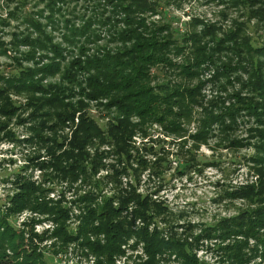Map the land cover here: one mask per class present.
<instances>
[{
  "label": "rangeland",
  "instance_id": "obj_1",
  "mask_svg": "<svg viewBox=\"0 0 264 264\" xmlns=\"http://www.w3.org/2000/svg\"><path fill=\"white\" fill-rule=\"evenodd\" d=\"M144 2L152 7L144 9L139 0H0V88L24 70L46 88L61 86L72 106L55 108L42 131L56 135L63 149L80 122L95 120L101 132L85 148L88 174L64 176L37 141L40 107L29 94L9 90L0 100V218L6 215L21 248H35L45 264H146L147 229L164 244L177 243L165 246L156 264H184L179 251L185 250L197 264H236L238 256L264 264V224L247 232L243 222L258 206L250 189L264 197V115L258 114L264 110V15L255 14L258 5L248 0ZM124 5L133 6L130 18L161 30L169 43L166 61L151 67L150 84L182 97L171 113L179 127L144 119L113 136L118 109L101 105L108 98L83 96L87 72L72 62L85 65L87 57L122 48L114 36L126 27ZM12 104L18 108L4 112ZM233 108L236 114L226 115ZM66 116L73 118H60ZM24 177L39 187L37 203L46 208L11 214ZM104 201L109 218L83 232L89 209L101 215ZM64 210L67 220H56ZM106 221L124 230L115 252L105 248ZM12 251L6 250L8 257Z\"/></svg>",
  "mask_w": 264,
  "mask_h": 264
},
{
  "label": "trees",
  "instance_id": "obj_2",
  "mask_svg": "<svg viewBox=\"0 0 264 264\" xmlns=\"http://www.w3.org/2000/svg\"><path fill=\"white\" fill-rule=\"evenodd\" d=\"M227 1H232V3L236 5L240 0ZM259 1L260 2H258V0H248L251 6L257 7L258 5L257 11L256 9L254 10V13H257L258 16L264 15V0ZM138 5H142L144 9H150L152 7L147 2L142 4V0H139ZM124 8H126V27L124 30L118 32L117 36H114V38L123 45L122 48H119L117 53L107 52L103 53L104 55L101 57H99V55L92 56L91 58L87 57V64L85 65L81 60L72 62L73 65L78 64L80 68L87 72L88 83L84 88L83 96L88 99L100 101L108 98L109 101L101 105H104L105 107L115 106V108L118 109L120 117L110 132L113 136L118 134V130L122 129L126 131L128 127L132 128L138 125L136 123H140L144 119H153L160 123L168 122L179 127L180 123L172 117L173 115L171 113L173 111V106L176 103H180L182 97L171 96L167 90L162 91L157 90L156 88L154 89L150 84L151 67L157 65V62L166 61V53L169 50V43L165 38L160 37V34H162L161 30L151 29L144 24V21L142 22L141 20L130 18L133 13L132 5L125 6ZM40 41L44 42L43 40ZM31 43L33 42L31 41ZM53 50L57 53L60 48L53 45ZM200 51L205 52L204 50ZM162 53L164 57L162 56ZM206 58L207 55H201L200 57V59ZM51 67L57 68L58 64H54ZM28 71L30 70L21 71L17 82H12L11 79L7 82H2L3 88H0V100L7 97V92L9 90H14L18 94H21L22 92L27 95L29 94V99L33 104L40 107L38 110H41L39 113V119L41 118L42 120L38 122L35 126L36 128L34 127V130L36 132L37 141L41 144L43 143L47 154L51 156V165L61 171L64 176L69 178L78 179L79 177H83L88 174L87 167L83 164L86 145L90 143L94 137L100 136V128L97 126L95 120H86L84 124L80 122L78 128L74 132L72 141L69 142L66 149H63L64 142L61 143L56 135L45 136L42 130L44 127H50L48 124L50 121L49 119L53 118L50 117L51 112L55 111L54 109L61 105L70 108L67 104L69 103L67 98L70 97L65 96V92L60 89L61 86H51V88L43 86L41 82L34 79V76H38L36 73L31 72V77L29 78L27 74ZM65 77H71V75ZM258 78L261 80L260 76ZM236 100L239 105H241L240 95H237ZM69 105L72 106L70 103ZM167 107H169V109L165 111ZM16 108H18V106L12 104L9 111L8 109H5L4 112L11 114L13 109ZM167 112L169 113L168 116L166 114ZM236 112L237 110L233 108L228 110L226 115L228 114L232 116L233 114H236ZM250 112H257V110L251 109ZM258 114L263 116L264 110H261ZM135 117L138 118L137 122H134L133 120ZM60 118L63 121H66L73 117L70 118L66 116ZM60 118L58 119L62 122ZM85 119L86 118H83L82 120ZM214 120L219 121L217 117H214ZM212 123L213 122L208 123L207 121V125H211ZM52 125L53 130L56 124L53 123ZM17 182L18 192L13 200H11L12 206L9 208L11 214L25 209L37 211L46 208V204H41L40 201L37 203L38 197L36 196V193L39 190V187H36L35 184L26 179V177L20 178ZM252 190L253 189H250L251 195H254L258 202L254 199V196L251 197V200L258 203V206L254 212H251L255 213V215H249V217H245V220H243V222H246L245 226H247V232L252 231L255 225H259L260 223L264 224V197L259 198L261 193L254 194ZM42 191L40 190V192ZM243 195L245 196V194ZM103 204L104 206L102 207V210L99 211L102 212L101 215L96 209H89L86 216V228L83 229V232H87L91 229L95 231V227L98 226H95L94 223L98 219L107 220L109 218V216L108 218L104 217V215H106L105 210L107 207L109 208L108 203L104 201ZM51 211L53 212L54 210ZM61 218L65 221L67 220L68 213L65 210L63 213L58 214L55 219L60 220ZM119 226L122 227V224L118 223L115 230H112L114 227H111V225L108 224V221L101 226L102 228L104 227L103 229L107 234H110L109 247L107 246L105 248H108L111 252H115L116 246H120L119 242L122 241L121 234L124 233V230L121 231ZM60 231L59 228L57 232ZM113 231L115 234H113ZM60 235L62 236V234ZM142 238L144 240L145 251L147 255H149V261L146 264H156L155 256L158 253L165 251V246L175 248L177 245L174 241L164 244V240L159 238L157 232L152 234L148 232V229L143 232ZM14 239L17 240L16 245L14 244ZM64 240L67 239L64 238ZM23 244L24 243L20 240L19 235L13 230L12 224L7 220L6 215L2 219L0 218V264H45L42 255L38 253L35 248H32L31 252L28 253L21 248ZM9 247L13 250V256L11 257H8L6 254V250ZM177 249L180 248L177 246ZM185 251H179L180 255L185 256L184 264H197V260L193 256L186 255ZM236 256H238L237 253ZM109 257H111V253H109ZM235 259L238 261V263H236L235 260L236 264H247L244 257L238 256L235 257Z\"/></svg>",
  "mask_w": 264,
  "mask_h": 264
}]
</instances>
